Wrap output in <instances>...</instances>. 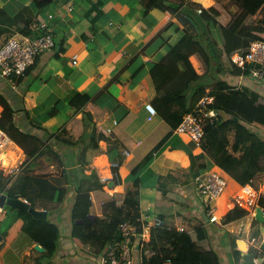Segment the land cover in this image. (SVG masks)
Here are the masks:
<instances>
[{
  "label": "crops",
  "instance_id": "0c3cea01",
  "mask_svg": "<svg viewBox=\"0 0 264 264\" xmlns=\"http://www.w3.org/2000/svg\"><path fill=\"white\" fill-rule=\"evenodd\" d=\"M47 1L49 5L46 12L63 19L64 28L58 31L57 38L60 39L68 32V49L60 56H55L52 50L43 52L16 79L15 84L0 76V92L15 109L14 120L19 129L39 137L47 143L42 149L49 150L37 158L30 157L28 151L31 152L32 146L29 143L26 151L10 138L7 148L0 151V170L7 175L9 170L25 162L29 171L48 174L51 183L58 187L55 189L50 186L44 190V195L52 198L49 203L59 204L53 208L58 211L53 213L52 218L61 216L64 231L69 233L70 208L76 195V179L83 175V170L86 174L96 173L98 179L106 183L104 187L108 188L101 189L102 198L113 195L117 197L119 194L124 196L130 169L168 132H172L168 141L155 151L150 164L153 172L145 175L148 181L151 180L152 189H157V195L153 203L146 202L141 196V207H150L154 215L162 216L164 225L171 231L188 232L198 248L216 252L220 264H236L234 251L237 249L243 252L242 248H246L252 252V247L260 250L256 255L257 261H263L264 251L260 245L264 239V223L258 221L255 214L237 206L233 196L245 183L252 184L264 194V142H260L256 136L250 135L239 123L234 122L225 123L215 133H206L203 144L194 149V153L204 152L215 168L231 178V185H227L222 195L207 204L196 193L198 167H188L186 153L192 140L187 135L180 134L177 127L197 99L203 94H210L214 97V103L221 107L220 113L228 118L224 109L235 112V120L240 117L241 123L259 132L264 139V128H259L254 122L259 107H264V79L256 80L249 75L225 76L222 82L199 90L188 103L185 96L175 95L190 79L197 77L199 72L182 69L180 61L189 51L182 45L165 60L146 71L138 84H133L128 63L136 55L144 63L150 61L152 56L156 57L158 53L151 55L143 48L175 19V13L165 3H160L136 19L135 15H139L141 11L135 12L130 0H92V4H88L86 0ZM164 1L191 6L199 12L209 8H213L210 13L214 10L223 11V24H227L235 15L231 6H240L241 3L235 0H230L229 3H223L222 0ZM32 2L33 0H0V8L14 15ZM91 25L97 32L107 29L110 34H116L121 31L122 35L111 38V45H117L120 37L126 40L120 49L110 51L105 60L98 64L90 60L89 45L97 41L100 52L105 53V44L95 37ZM15 33L21 34L18 30L3 33L0 36V46ZM191 57L194 58L193 55ZM73 58L77 59L76 64L72 62ZM245 85L259 93L255 103L250 102L245 93L236 91ZM108 88L112 95L108 93ZM74 89L94 92L86 105V112H74L69 106L67 96ZM146 103H152L158 109L151 120L147 119ZM3 107L0 103V115ZM31 119L41 122L45 128L37 127ZM94 127L109 138L100 140L99 148L90 147V135ZM176 136H180V142L171 141ZM245 141L250 144L243 149ZM116 144L123 155L121 163L111 160L107 153ZM3 157L8 159V163H4ZM114 167L118 168L121 181L114 178ZM158 175H167L165 181L168 187L165 192L159 188L162 181L158 180ZM3 185L4 180H1L0 190H3ZM91 193L93 210L96 205L95 189ZM209 206L216 207L218 219L214 222H209L206 218ZM241 209L246 213H239ZM2 210L0 207V212ZM95 214L101 215V212ZM22 224L23 220L20 218L10 228L5 240L6 247L18 237ZM180 227H184V230H179ZM170 234L159 237L153 232L150 242L152 244L155 240L158 246H164L169 244ZM253 238L256 240L252 241ZM62 239L67 244L72 243L71 239ZM33 247L34 244L31 248ZM5 248L0 251V264L6 261ZM63 249L65 248L62 247ZM83 260L88 259L81 255L77 256L75 262ZM89 263L93 261L89 259Z\"/></svg>",
  "mask_w": 264,
  "mask_h": 264
},
{
  "label": "trees",
  "instance_id": "16d2710c",
  "mask_svg": "<svg viewBox=\"0 0 264 264\" xmlns=\"http://www.w3.org/2000/svg\"><path fill=\"white\" fill-rule=\"evenodd\" d=\"M86 1H88V4H92V0ZM215 1L217 2V0ZM235 1L241 2L244 5L240 7L233 4L231 10L235 12V15L227 24H223L224 17L221 11L219 14L213 11L210 13L213 8L203 9L199 12L191 6L174 4L164 0H130L134 11H141L139 15H135L136 19L159 6L160 3H165L175 13V19L163 30L159 31L143 48L144 51L151 53V55H156L157 53L158 55L156 57L152 56L151 60L147 63H144L139 55H136L128 63V68L131 72L130 78H132L133 84H138L146 71L148 72L159 62L165 60L169 54L182 45L189 49L188 53L180 61L182 69L199 72L197 77L190 79L187 85L175 95L176 97L185 96L188 103L199 90L222 82L225 76L247 75L249 71L237 66L231 56L237 51L246 53L252 40H264V21L255 22L251 15L252 13H264V0H253L252 2L249 0ZM222 2L229 3L230 0H222ZM48 5L49 2L47 0H33L32 4L23 6L14 15H10L6 10L0 8V36L5 32L12 33L13 30H18L21 34L36 38L52 30L51 33L55 40V45L51 50L55 56H60L61 53L66 52L68 49L69 33L65 32L60 39L57 38L58 31L64 28V22L60 16L49 18V14H45ZM42 16L47 20L46 28L33 29L31 23L34 22L38 25L42 20ZM90 27L95 31L93 25ZM94 34L97 39L105 44V53L100 52L97 41L91 42L89 45L90 60L96 64L104 61L106 54L113 49H120L126 42L125 39L120 37L117 45H111V38L115 35H122L121 31H117L116 34H110L107 29H103L98 32L96 30ZM241 39L244 41L243 44L240 42ZM108 45L111 46L108 47ZM192 55L194 58L191 57ZM236 91L245 93L252 103H255L260 96L256 90L246 85L236 89ZM108 93L112 95L109 88ZM93 94L94 92L88 90L74 89L67 96V101L74 112L80 110L86 112V105L92 99ZM0 103L4 106L0 115V128L6 131L10 138L26 151L28 149L27 143H29L32 146V150L31 152L28 151V156L37 158L45 154L49 149H42V146H46L47 143L36 135L19 129L14 120L16 111L1 92ZM214 107L219 110V118L215 123L210 122L207 125L206 133H215L225 123L234 122L239 123L250 135L256 136L260 142H264L259 132L241 123L240 117L235 120V112L224 109V113L229 115L226 118L223 113H220L222 109L219 105L214 103ZM114 111L116 112V108H114ZM30 121L37 127L45 128L41 122H35L33 119ZM254 122L259 128H264L263 106L259 107ZM171 134L172 132H168L130 169L129 176L126 178L128 186L126 187L122 201L118 202L115 198L104 201L101 215H97L91 210L93 205L91 192L94 189L104 188L106 183L101 182L94 172L86 174L83 170V175L77 176L79 179H76V195L70 208L71 229L69 233L73 244L75 246L79 244L78 246L81 248V251L88 256V262L89 259L91 262L94 261V258L102 254L109 245L121 240L123 237L121 224L125 220L139 215L141 187L145 182V175L153 172L150 164L154 158L155 151L159 150L168 141ZM100 140H109V138L94 127L90 135V147L99 148ZM171 141L180 142V136L173 137ZM249 144L248 141H245L242 148H247ZM197 147L193 141L189 143L186 153L188 167L194 168L197 166V176L205 170L216 171L226 179L227 185H231V178L215 168L204 152L194 153V149ZM107 153L111 160L120 163L123 161V155L118 149L117 144L108 149ZM18 168L19 171L11 172L7 175L0 170L1 179L4 180L2 189L9 197H20L27 200L36 209L47 210L48 216L47 218H38L27 210L6 205L0 212V232L4 237V240L0 242V251L6 247L5 240L10 228L21 218L23 220L22 227L18 233V237L12 243L17 244L19 235L23 232L27 235L30 245L37 243L46 248L38 256H33L35 264H42L43 259L53 256L54 258L47 259L48 262L44 264H67L64 262V250H61L60 247V241L64 232V227L62 222H60L62 217L58 216L57 219L52 218L53 213L58 211L53 208L59 204L49 203L52 198L49 199L44 195V190L47 187L51 186L55 189H58V187L51 183L48 174H38L29 171L25 162L21 163ZM113 169L114 178L116 181H121L118 168L114 167ZM166 176H157L158 180L162 181L159 184V188L163 192L168 187V183L165 181ZM259 205L264 207V194L260 196ZM241 210L239 213H246L244 209ZM152 232L157 233L159 237L171 233V238L169 239V244L164 246H158L155 240L152 242L153 245L150 242V245L156 248V255L145 260V264H166L168 262L170 264H220V259L216 252L198 248L188 232L171 231L164 224L154 228ZM254 239L256 240V238ZM251 251L258 255L260 250L252 247ZM69 253V250H67V254ZM241 253L237 249L234 251L236 264H241ZM72 264L85 263L77 261L76 263L72 262Z\"/></svg>",
  "mask_w": 264,
  "mask_h": 264
},
{
  "label": "built area",
  "instance_id": "2783aa9c",
  "mask_svg": "<svg viewBox=\"0 0 264 264\" xmlns=\"http://www.w3.org/2000/svg\"><path fill=\"white\" fill-rule=\"evenodd\" d=\"M52 17L54 14L49 13V18ZM46 26L47 20L43 18L38 25L31 23L33 29L46 28ZM51 31L36 38L19 33L12 34L0 46V76L9 83L15 84L16 79L31 67L40 54L54 47L55 40ZM231 57L237 66L249 71L247 75L257 80L264 79V40L250 41L246 53L237 51ZM72 62L76 64L77 59L73 58ZM145 107L148 111L147 119H153L158 113L157 108L152 103H146ZM218 118L219 110L214 107V97L210 94H203L184 114L177 131L187 135L196 146L200 147L205 138L207 125L210 122L215 123ZM10 142L11 139L7 133L0 129V151L7 148ZM18 167L9 170V173L19 171ZM226 187V179L213 170L204 171L196 178V193L201 199H205L207 204H211L220 197ZM260 196L259 189L252 184L245 183L235 192L233 201L237 206L247 209L254 215L259 206ZM206 215L209 222L216 221L218 219L216 207L209 206ZM164 223L162 216L154 215L150 207L142 208L140 203L139 215L121 224L122 239L109 245L102 254L94 258L93 263L145 264V260L156 255V248L150 245L152 230ZM179 230H184V227H180ZM252 241L255 239L253 238ZM78 245L76 247H79Z\"/></svg>",
  "mask_w": 264,
  "mask_h": 264
},
{
  "label": "rangeland",
  "instance_id": "374dc122",
  "mask_svg": "<svg viewBox=\"0 0 264 264\" xmlns=\"http://www.w3.org/2000/svg\"><path fill=\"white\" fill-rule=\"evenodd\" d=\"M249 1L252 2L253 0H249ZM243 5H244L243 3L242 4L240 3V6H243ZM259 9L261 10V8H259ZM213 12L219 14L220 11L214 10ZM221 13L223 14V11H221ZM45 14H47V12H45ZM251 15H252V18L254 19L255 22H259L262 20L264 21V13H262V12L261 13L260 12L259 13H252ZM240 42L243 43L244 41L241 40ZM126 74H128V73H124V75H126ZM150 183H151V180L148 181L147 179H145L144 185H142L143 187L141 189V192H142L141 196H142V199L145 200L146 202L153 203L157 193L155 191L156 188L152 189V186L150 185ZM113 187H115V185H113ZM63 188L66 189L65 186ZM104 188L106 189L108 187L106 186ZM104 188L95 189L94 196L96 198V205L93 207V210H92L94 213L102 211L103 201H109V200L115 198L118 202H121L123 199V196H122L123 194H119L117 197L113 195V196H109L107 198H102L101 189H104ZM62 238H67L70 240L71 235L67 231H64ZM62 238L60 241V247H61V250H62V247L65 248V249H63L64 250L63 255L65 257V260H64L65 263H67V264H72V262L76 263L75 261H76L77 256L81 257V255H82V258H85L87 260L88 256L85 255L86 253L81 254L82 251H81L80 247H76L73 244V241L71 244H67L66 241L65 240L63 241ZM31 247H32V245H30L28 243L27 235L22 232L19 235V239L17 241V244L12 243V245L7 246L4 249V253L6 254V261L3 264H35L33 256H35V255L38 256L41 252L37 251L34 247L33 248H31ZM67 250H69V252H70L69 254H67ZM61 252H63V251H61ZM71 257H73V258H71ZM52 258H54V256L51 258L46 257L45 259L42 260V264L48 262L47 259L50 260ZM83 263L87 264L89 262H88V260L87 261L83 260Z\"/></svg>",
  "mask_w": 264,
  "mask_h": 264
},
{
  "label": "water",
  "instance_id": "95a60500",
  "mask_svg": "<svg viewBox=\"0 0 264 264\" xmlns=\"http://www.w3.org/2000/svg\"><path fill=\"white\" fill-rule=\"evenodd\" d=\"M236 119V117H235ZM1 176H0V181H1ZM6 205H9L11 207L17 208V209H23V210H27L30 213H32V215H34L35 217L38 218H47L48 216V211L45 209H36L34 207H32L30 205V203L25 200L22 199L20 197H9L7 195V193L4 190H0V207L4 208ZM94 216V215H91ZM255 218L264 223V210L262 209L261 206H258L256 208V213H255ZM263 231H264V227H263ZM3 240V235L0 232V242ZM34 248L37 251L43 252L46 250L45 247H43L40 244H34ZM260 248L264 251V239L260 245ZM243 252L241 253V264H264V258L263 261L259 262L257 261V257L256 254L254 252H249L246 248H242Z\"/></svg>",
  "mask_w": 264,
  "mask_h": 264
},
{
  "label": "bare ground",
  "instance_id": "6f19581e",
  "mask_svg": "<svg viewBox=\"0 0 264 264\" xmlns=\"http://www.w3.org/2000/svg\"><path fill=\"white\" fill-rule=\"evenodd\" d=\"M3 158H4V163H8V159H6V157Z\"/></svg>",
  "mask_w": 264,
  "mask_h": 264
},
{
  "label": "clouds",
  "instance_id": "9594fccd",
  "mask_svg": "<svg viewBox=\"0 0 264 264\" xmlns=\"http://www.w3.org/2000/svg\"><path fill=\"white\" fill-rule=\"evenodd\" d=\"M260 206V205H259ZM263 209V208H262ZM256 213V212H255Z\"/></svg>",
  "mask_w": 264,
  "mask_h": 264
}]
</instances>
